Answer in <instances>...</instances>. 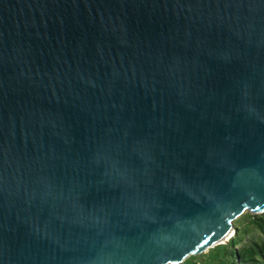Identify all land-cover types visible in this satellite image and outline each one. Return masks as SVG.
Segmentation results:
<instances>
[{
	"label": "water",
	"instance_id": "water-1",
	"mask_svg": "<svg viewBox=\"0 0 264 264\" xmlns=\"http://www.w3.org/2000/svg\"><path fill=\"white\" fill-rule=\"evenodd\" d=\"M245 210L264 0H0V264H180Z\"/></svg>",
	"mask_w": 264,
	"mask_h": 264
},
{
	"label": "trees",
	"instance_id": "trees-1",
	"mask_svg": "<svg viewBox=\"0 0 264 264\" xmlns=\"http://www.w3.org/2000/svg\"><path fill=\"white\" fill-rule=\"evenodd\" d=\"M236 223H234L235 233L229 242L226 245L215 246L203 256H208L209 264H264V212L247 213ZM251 229L257 231L261 242L257 243L255 239H251L250 244L243 245ZM190 258L193 257L190 256L188 259Z\"/></svg>",
	"mask_w": 264,
	"mask_h": 264
},
{
	"label": "rangeland",
	"instance_id": "rangeland-1",
	"mask_svg": "<svg viewBox=\"0 0 264 264\" xmlns=\"http://www.w3.org/2000/svg\"><path fill=\"white\" fill-rule=\"evenodd\" d=\"M247 213H250L248 210H245L239 217H237L236 219L233 220L232 222V227L234 229V223H236V221L241 218L242 216L246 215ZM238 223V222H237ZM236 223V224H237ZM233 237V234L232 236ZM230 237V238H231ZM229 238V239H230ZM229 239H228V242H229ZM251 239H255V241L257 243H260L261 240L259 239V234L257 233V231L251 229V232L248 234V236L245 238V241L243 242V245H247V244H250L251 243ZM227 242V243H228ZM227 243H224V244H219V245H226ZM217 246V245H216ZM215 247V246H214ZM214 247L212 248H209L207 251L205 252H202V253H199V254H196V255H191V257H193L192 259H188L189 257H187L186 259H188L187 261H183L182 263L180 264H209L208 263V256L204 255L203 254H206L209 250H212ZM185 259V260H186Z\"/></svg>",
	"mask_w": 264,
	"mask_h": 264
},
{
	"label": "bare ground",
	"instance_id": "bare-ground-1",
	"mask_svg": "<svg viewBox=\"0 0 264 264\" xmlns=\"http://www.w3.org/2000/svg\"><path fill=\"white\" fill-rule=\"evenodd\" d=\"M231 236H232V234L229 233L228 236H227L225 239H223V240L217 242L216 244H213L212 246H210V248L214 247V246L217 245V244H224V243H227V242H228V239H229Z\"/></svg>",
	"mask_w": 264,
	"mask_h": 264
},
{
	"label": "snow or ice",
	"instance_id": "snow-or-ice-1",
	"mask_svg": "<svg viewBox=\"0 0 264 264\" xmlns=\"http://www.w3.org/2000/svg\"><path fill=\"white\" fill-rule=\"evenodd\" d=\"M205 243H207V241Z\"/></svg>",
	"mask_w": 264,
	"mask_h": 264
}]
</instances>
